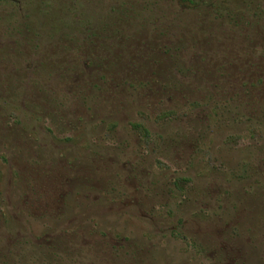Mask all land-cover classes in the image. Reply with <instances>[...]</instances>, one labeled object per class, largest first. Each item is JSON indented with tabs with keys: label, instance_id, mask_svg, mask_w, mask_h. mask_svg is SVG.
Listing matches in <instances>:
<instances>
[{
	"label": "rangeland",
	"instance_id": "rangeland-1",
	"mask_svg": "<svg viewBox=\"0 0 264 264\" xmlns=\"http://www.w3.org/2000/svg\"><path fill=\"white\" fill-rule=\"evenodd\" d=\"M248 1L0 0V264H264Z\"/></svg>",
	"mask_w": 264,
	"mask_h": 264
},
{
	"label": "trees",
	"instance_id": "trees-1",
	"mask_svg": "<svg viewBox=\"0 0 264 264\" xmlns=\"http://www.w3.org/2000/svg\"><path fill=\"white\" fill-rule=\"evenodd\" d=\"M208 1H211V4L208 6V8H213L218 13V14H216L217 17L224 16L223 15L224 12H221L220 7L218 5H216V3L213 2L215 0H178L180 5H182V7L186 8V9H196L197 7H201L203 4H207ZM236 3H238V2H236ZM236 3H234V5ZM250 6H251L250 2L248 0H244V7H243L241 14H238L237 10L226 9L225 15L229 16L230 18L235 17L234 19H236L237 21H238L237 18L246 19L247 15L245 16L246 13H243V12L245 11L244 9H248ZM262 15H264V14H262ZM262 15H261V17H262ZM224 17H226V16H224ZM133 127L135 129H137L139 132H144L145 134H147V129L144 128L142 125L134 124Z\"/></svg>",
	"mask_w": 264,
	"mask_h": 264
}]
</instances>
